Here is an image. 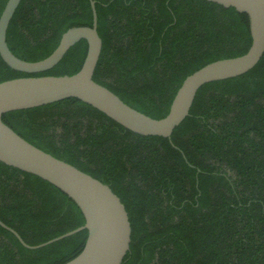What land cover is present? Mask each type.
Returning <instances> with one entry per match:
<instances>
[{"label":"trees","instance_id":"obj_1","mask_svg":"<svg viewBox=\"0 0 264 264\" xmlns=\"http://www.w3.org/2000/svg\"><path fill=\"white\" fill-rule=\"evenodd\" d=\"M93 1L102 43L93 81L154 119L167 114L188 75L251 44L246 14L205 0ZM91 25L89 0H21L6 43L35 62L69 28ZM86 51L81 39L36 74L15 71L0 57V82L72 75ZM2 121L120 199L131 227L121 264H264V54L247 73L199 88L169 139L132 133L74 98L11 111ZM0 222L33 246L84 218L48 182L0 163ZM86 238L82 230L31 250L0 226V264H63Z\"/></svg>","mask_w":264,"mask_h":264},{"label":"water","instance_id":"obj_2","mask_svg":"<svg viewBox=\"0 0 264 264\" xmlns=\"http://www.w3.org/2000/svg\"><path fill=\"white\" fill-rule=\"evenodd\" d=\"M21 0H7L0 13V57L15 71L44 72L55 66L67 50L83 39L87 51L80 69L72 75L27 76L0 82V163L34 175L65 194L80 209L84 224L38 245H28L11 228L27 249H38L86 230L87 238L78 255L63 264H121L129 250L131 227L125 206L110 187L74 166L31 145L2 121V115L74 98L104 114L126 130L141 136L170 138L189 115L194 97L203 85L243 75L254 68L264 54V0H205L232 8L249 19L251 44L237 57L213 61L188 75L177 89L167 114L151 118L125 104L106 87L93 81L100 52L95 2L89 0L92 25L72 27L59 39L46 58L29 62L16 57L6 43L9 22Z\"/></svg>","mask_w":264,"mask_h":264},{"label":"flooded vegetation","instance_id":"obj_3","mask_svg":"<svg viewBox=\"0 0 264 264\" xmlns=\"http://www.w3.org/2000/svg\"><path fill=\"white\" fill-rule=\"evenodd\" d=\"M32 250V249H31Z\"/></svg>","mask_w":264,"mask_h":264}]
</instances>
